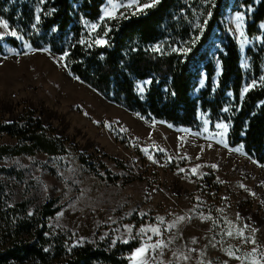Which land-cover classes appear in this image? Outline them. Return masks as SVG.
<instances>
[{
  "label": "rangeland",
  "instance_id": "1",
  "mask_svg": "<svg viewBox=\"0 0 264 264\" xmlns=\"http://www.w3.org/2000/svg\"><path fill=\"white\" fill-rule=\"evenodd\" d=\"M145 3L154 4L106 0L99 21L84 25L95 34L108 20L144 12ZM252 12L229 9L224 17L247 74L244 95L260 83L249 50L262 36L246 31ZM7 24L0 34L15 31L24 50H0V120L38 117L57 145L53 154H17L27 143L0 134V189L10 204L26 203L32 214L54 201L60 210L47 220L49 235L74 245L139 239L130 264H264V163L244 145L230 146L226 122L213 127L203 115L193 130L131 112L82 82L64 56L33 48ZM220 51L215 40L216 81ZM148 85L138 83V93Z\"/></svg>",
  "mask_w": 264,
  "mask_h": 264
},
{
  "label": "trees",
  "instance_id": "2",
  "mask_svg": "<svg viewBox=\"0 0 264 264\" xmlns=\"http://www.w3.org/2000/svg\"><path fill=\"white\" fill-rule=\"evenodd\" d=\"M105 2L0 0V17L33 48L49 47L64 56L70 71L110 102L193 130L202 128L203 115L213 127L226 122L230 146L242 144L264 163V0H159L140 14L108 20L90 34L84 20L98 22ZM250 7L247 34L262 36L257 51L249 50L260 83L244 95L247 74L224 17L229 9ZM215 40L221 45L218 81L211 52ZM5 44L24 50L15 36L0 40L1 51ZM143 81L149 85L141 95L137 85ZM19 120H0V134L28 144L17 154L33 148L56 152L38 117ZM59 210L49 200L31 214L26 203L10 204L0 189V264H130L129 255L141 246L139 239L74 245L64 234L50 236L47 220Z\"/></svg>",
  "mask_w": 264,
  "mask_h": 264
},
{
  "label": "snow or ice",
  "instance_id": "3",
  "mask_svg": "<svg viewBox=\"0 0 264 264\" xmlns=\"http://www.w3.org/2000/svg\"><path fill=\"white\" fill-rule=\"evenodd\" d=\"M156 2H159V0H153V3H156ZM151 6H152V4H150V3H145L143 5L144 8H148V7H151ZM239 18L240 17L238 16L237 19H239ZM37 19H39V18H37ZM0 27H2L4 29H8L7 22L0 21ZM93 27H95V26H93ZM10 34L12 36H16L17 35L15 31L10 32ZM3 38H4V35L3 34H0V40H2ZM262 79H264V78H262ZM245 91H247V89H245ZM221 127L226 128L227 126L226 125H221ZM145 151H147V150H145ZM149 158L151 159V157H149ZM213 167H215V166H213ZM181 171H183V169H181ZM193 171H195V169H193ZM179 219L180 220H183L184 218L183 217H180ZM152 231L156 232V231H158V229H152ZM228 235H231V233H228ZM253 243H254V241H253ZM157 246H159V245H157ZM137 251L138 252H143V249H138Z\"/></svg>",
  "mask_w": 264,
  "mask_h": 264
}]
</instances>
